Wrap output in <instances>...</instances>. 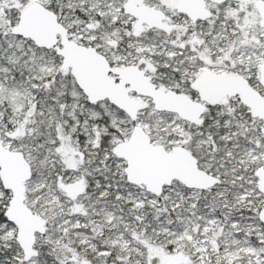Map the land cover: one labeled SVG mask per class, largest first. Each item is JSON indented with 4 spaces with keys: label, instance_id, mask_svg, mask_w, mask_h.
<instances>
[{
    "label": "snow or ice",
    "instance_id": "obj_1",
    "mask_svg": "<svg viewBox=\"0 0 264 264\" xmlns=\"http://www.w3.org/2000/svg\"><path fill=\"white\" fill-rule=\"evenodd\" d=\"M0 264H264V0H0Z\"/></svg>",
    "mask_w": 264,
    "mask_h": 264
}]
</instances>
